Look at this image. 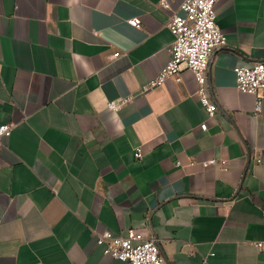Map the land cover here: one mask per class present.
I'll use <instances>...</instances> for the list:
<instances>
[{"label": "crops", "instance_id": "obj_1", "mask_svg": "<svg viewBox=\"0 0 264 264\" xmlns=\"http://www.w3.org/2000/svg\"><path fill=\"white\" fill-rule=\"evenodd\" d=\"M167 1L0 0V264H127L96 234L131 228L165 264H264V95L257 112L234 72L264 62V0L216 5L213 117L188 68L143 91L170 57Z\"/></svg>", "mask_w": 264, "mask_h": 264}, {"label": "built area", "instance_id": "obj_2", "mask_svg": "<svg viewBox=\"0 0 264 264\" xmlns=\"http://www.w3.org/2000/svg\"><path fill=\"white\" fill-rule=\"evenodd\" d=\"M219 0H184L180 5L181 12L171 15L167 27L174 37L170 57L159 75L143 86V91L162 85L167 78L181 79V71L188 68L193 71L199 84V95L208 117H213L217 104L207 93L206 82L209 72V62L213 51L227 44V36L217 22L216 5ZM161 5L170 7L167 0H161ZM135 27L141 26V19L134 17L128 20ZM119 52L114 54L115 57ZM236 87L241 92L256 95V111L261 110L264 95V62L252 65H237L234 67ZM128 99H120L109 103L111 108H118ZM207 129V123L201 125ZM14 128L13 123H0V139L9 137ZM142 149L138 147L135 156L141 158ZM219 160L212 158L203 161V166L215 165ZM260 161V160H258ZM226 167V160L220 161ZM97 243L103 247L104 253L120 259L127 264H165L159 243L150 234L131 228L126 235H119L111 230L96 234ZM256 245L264 248V240Z\"/></svg>", "mask_w": 264, "mask_h": 264}, {"label": "water", "instance_id": "obj_3", "mask_svg": "<svg viewBox=\"0 0 264 264\" xmlns=\"http://www.w3.org/2000/svg\"><path fill=\"white\" fill-rule=\"evenodd\" d=\"M167 263V262H166Z\"/></svg>", "mask_w": 264, "mask_h": 264}]
</instances>
